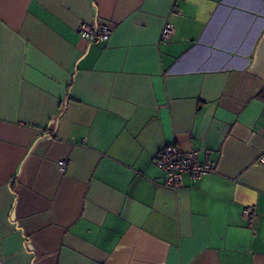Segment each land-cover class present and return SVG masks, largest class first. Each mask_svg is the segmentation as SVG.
I'll use <instances>...</instances> for the list:
<instances>
[{"label": "crops", "instance_id": "crops-1", "mask_svg": "<svg viewBox=\"0 0 264 264\" xmlns=\"http://www.w3.org/2000/svg\"><path fill=\"white\" fill-rule=\"evenodd\" d=\"M262 151L264 0H0L3 264H264Z\"/></svg>", "mask_w": 264, "mask_h": 264}, {"label": "built area", "instance_id": "built-area-1", "mask_svg": "<svg viewBox=\"0 0 264 264\" xmlns=\"http://www.w3.org/2000/svg\"><path fill=\"white\" fill-rule=\"evenodd\" d=\"M175 31L171 22H166L160 33L161 40H168ZM112 28L109 24H98L95 21L82 23L77 28V33L81 38L89 42L107 41L110 38ZM257 161L264 165V151H262ZM153 163L165 172L162 185L177 190L183 186V176L189 174L193 181L201 178L205 174L214 171V163L209 158V152L204 153V158L200 159L198 150H182L176 144L170 143L160 149L153 157ZM67 160L61 158L57 161L60 172L65 171ZM243 217L248 226H253L256 219V205L248 204L243 208ZM0 264H3V258L0 252Z\"/></svg>", "mask_w": 264, "mask_h": 264}]
</instances>
